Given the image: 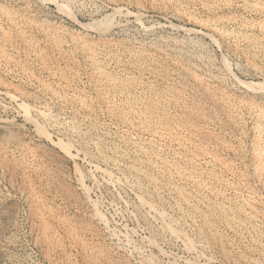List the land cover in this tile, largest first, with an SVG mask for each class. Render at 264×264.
Listing matches in <instances>:
<instances>
[{"label": "rangeland", "instance_id": "1", "mask_svg": "<svg viewBox=\"0 0 264 264\" xmlns=\"http://www.w3.org/2000/svg\"><path fill=\"white\" fill-rule=\"evenodd\" d=\"M0 264H264V0H0Z\"/></svg>", "mask_w": 264, "mask_h": 264}, {"label": "bare ground", "instance_id": "2", "mask_svg": "<svg viewBox=\"0 0 264 264\" xmlns=\"http://www.w3.org/2000/svg\"><path fill=\"white\" fill-rule=\"evenodd\" d=\"M99 72H100V70H99ZM153 181V180H152ZM154 182V181H153ZM152 185H153V183H152ZM154 186V185H153ZM153 186H151V187H153ZM170 187V186H169ZM165 190H166V187H165ZM168 191H171V192H175V193H177L178 192V195H179V199H180V201L181 202H183V203H187L188 202V198L185 196V195H183V193L182 194H180V192L177 190V189H175V188H168ZM177 195V196H178ZM231 224V223H230ZM229 225V224H228ZM230 226V225H229ZM235 226V225H234ZM169 231V230H168ZM174 234V233H173ZM175 235V234H174ZM178 236V235H177ZM177 240V239H176Z\"/></svg>", "mask_w": 264, "mask_h": 264}]
</instances>
